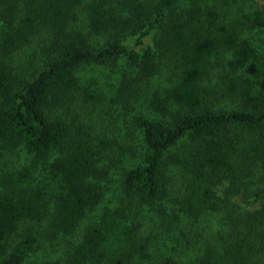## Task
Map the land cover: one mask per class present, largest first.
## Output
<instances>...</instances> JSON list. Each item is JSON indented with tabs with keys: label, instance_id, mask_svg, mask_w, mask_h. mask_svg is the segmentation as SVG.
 Wrapping results in <instances>:
<instances>
[{
	"label": "trees",
	"instance_id": "1",
	"mask_svg": "<svg viewBox=\"0 0 264 264\" xmlns=\"http://www.w3.org/2000/svg\"><path fill=\"white\" fill-rule=\"evenodd\" d=\"M249 2L0 0V264H264Z\"/></svg>",
	"mask_w": 264,
	"mask_h": 264
},
{
	"label": "rangeland",
	"instance_id": "2",
	"mask_svg": "<svg viewBox=\"0 0 264 264\" xmlns=\"http://www.w3.org/2000/svg\"><path fill=\"white\" fill-rule=\"evenodd\" d=\"M250 4L253 5L250 7L252 10V16L249 17L250 19L247 20L245 26H244V32H245V38H248V42L250 43V48L253 50V54H255V58H262L264 60V2L262 0H249ZM250 55V54H249ZM103 74V73H102ZM81 75L91 79V76L99 77L101 78L98 82L100 84L103 83V76H101L100 73H96L91 71V68H85L83 73ZM115 78V77H114ZM114 78L112 81H114ZM110 80V79H109ZM169 80V79H168ZM110 80V82L112 83ZM170 82V81H168ZM242 82H244V87L256 89L255 81L253 80V77L249 75V73H245L242 76ZM104 84V83H103ZM101 86V85H100ZM108 86V85H107ZM103 86V91L106 94L109 92V94L112 91V87ZM96 89V86H93ZM145 87V85L143 86ZM92 88V87H91ZM99 89V86L97 90ZM101 90V87L99 89V92ZM101 91V92H103ZM100 92V93H101ZM142 92H145V89L142 90ZM142 100V98L140 99ZM143 102H136V105H140ZM132 104V102H131ZM132 106V105H131ZM94 213L89 214L87 219L83 221L79 228L75 232V236L73 239H77L81 237V234L83 233L84 229L90 222V218H92ZM66 245L64 241L61 240H55L53 242L49 241H39L37 245V249L35 252L31 253L29 257H27L22 264H46L54 260L62 259L63 256L66 255Z\"/></svg>",
	"mask_w": 264,
	"mask_h": 264
}]
</instances>
